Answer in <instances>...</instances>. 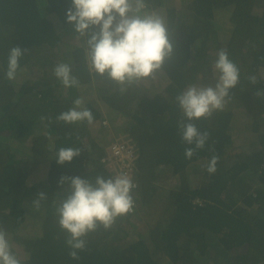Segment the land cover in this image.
<instances>
[{
  "label": "trees",
  "instance_id": "1",
  "mask_svg": "<svg viewBox=\"0 0 264 264\" xmlns=\"http://www.w3.org/2000/svg\"><path fill=\"white\" fill-rule=\"evenodd\" d=\"M69 7L70 0H0V227L22 264H163V257L169 264H264V94L256 95L264 93V0H148L149 10L166 17L174 56L155 79L124 92L90 75L84 49L66 22ZM13 46L30 51L9 81ZM221 49L239 68V83L225 110L192 121L209 138L187 159L185 149L194 145L181 140L178 123L185 118L176 97L190 85L215 84L212 65ZM61 62L70 64L78 86L98 92L83 105L93 114L91 124L56 120L77 97L74 86L65 88L53 74ZM251 76L258 78L255 84ZM97 99L115 116L114 137L123 131L121 138L139 149V187L134 211L108 230L90 232L77 260L69 255L56 205L67 194L62 176L110 177L99 162L103 149L96 140L107 133ZM245 130V139L259 147L228 152ZM83 136L87 147L80 144ZM61 147H80L81 153L61 165L54 158ZM212 156L219 159L210 174ZM166 173L177 175L169 191L162 185ZM40 192L47 199L41 201L39 232L20 235L25 210ZM196 197L201 204L193 203ZM180 246L196 254L178 259Z\"/></svg>",
  "mask_w": 264,
  "mask_h": 264
},
{
  "label": "clouds",
  "instance_id": "2",
  "mask_svg": "<svg viewBox=\"0 0 264 264\" xmlns=\"http://www.w3.org/2000/svg\"><path fill=\"white\" fill-rule=\"evenodd\" d=\"M66 22L73 26L76 41L80 42L84 49V58L90 75L106 78L117 85L120 92L143 81L155 79L165 61L174 56V43L170 37L166 17L155 10H149L148 0H70V7L66 10ZM84 37L87 39H82ZM29 51L19 46L11 47L5 72L7 80L12 81L16 78L20 67L19 61ZM212 68L216 76L214 85H190L176 97L185 118L178 123L181 140L188 145H194L185 149L187 159H191L197 149L204 148L209 138V133L199 131L192 121L208 118L215 111L225 110L230 90L239 83V68L229 59L226 50L221 49L216 53ZM53 74L65 88L74 86L73 98L77 96L73 102L74 106L61 112L56 120L65 124L84 121L91 124L93 114L83 105L90 98L98 96L95 87L93 89L92 86L85 88H81L82 85L78 86L79 80L72 74V68L68 63H58L53 69ZM257 79L256 76L249 78L253 84ZM164 84L165 82L162 84L163 87ZM262 94L264 93H256ZM95 106L103 112L100 121L103 128H110L107 105L97 99ZM84 136L80 144L87 147V138ZM108 139L107 142L102 138L96 141L103 149L99 162L110 174L109 178L98 175L94 180H90L80 176H62L59 181L61 185L67 183L68 187L66 196L56 205V213L61 230L67 233L66 244L71 249L69 255L73 259H79L78 250L85 249V237L90 232L100 227L105 230L112 228L119 217L128 215L135 208L133 191L139 187L137 165L139 149L135 143L121 137ZM119 142L128 143L130 149L122 159L111 155V145ZM80 153V147H61L54 158L58 164L63 165L65 162L70 163ZM218 159L217 156H212L208 162L207 171L210 174L216 171ZM121 162H126V166L130 168L129 174L123 173ZM260 168L264 169V159ZM163 177L165 178L163 181H167L162 183L167 189L165 191H169L170 185H176L177 175L166 173ZM160 179L157 182H160ZM45 185L47 186L46 182ZM45 199L47 197L44 192L38 193L33 200L34 207L39 210L41 201ZM193 203L201 204L202 201L196 197ZM195 254L184 253L183 247L180 246L178 259L192 257ZM163 258L165 260L163 264H169L170 260ZM0 264H22V260L12 250L8 234L2 227Z\"/></svg>",
  "mask_w": 264,
  "mask_h": 264
},
{
  "label": "rangeland",
  "instance_id": "3",
  "mask_svg": "<svg viewBox=\"0 0 264 264\" xmlns=\"http://www.w3.org/2000/svg\"><path fill=\"white\" fill-rule=\"evenodd\" d=\"M221 20L222 19L220 18L219 19L220 23H222ZM224 26H226V23H225ZM261 74L264 75V69L262 70ZM114 117H115L114 114L107 113V118L110 121H112V122L115 121ZM109 120H108V122L110 123V128H106V127L103 128L104 132L107 133L106 137L103 136V138H102V139H106L107 138L104 142L109 141L108 138L114 137V135H113L114 127L115 128L118 127L117 121L115 123H111ZM242 121H244V118H242L238 122L239 123V127H240L241 130H242L241 127L243 126ZM243 131L240 132V135L235 137L236 143L234 145H232V147L227 148L228 152L251 151V150H254V149L259 147V144H258L257 141H254V142L250 143L247 139H245V135L248 134V133H247L246 130H245V133ZM122 133H123V131H121V132L118 131V137H121ZM27 139L26 138H22L21 140L24 142ZM18 147H19V145H18ZM20 148L21 147H19V149ZM22 149L25 150V148H22ZM164 190H167V189H164ZM32 202H33V200H32ZM42 215H43V208L41 206H40L39 210H37L34 207L33 203L29 204L27 206L26 210H25V216L24 217L26 219H25V221L22 222V224L20 225V228H18L16 230V232H18V234H20V235H26V236L27 235H33V234L39 232L37 226L39 225V223L41 221ZM136 223L138 224V222H136ZM15 248H16V251H17L18 255L20 257H22L23 254H24L22 249L19 246H16Z\"/></svg>",
  "mask_w": 264,
  "mask_h": 264
},
{
  "label": "built area",
  "instance_id": "4",
  "mask_svg": "<svg viewBox=\"0 0 264 264\" xmlns=\"http://www.w3.org/2000/svg\"><path fill=\"white\" fill-rule=\"evenodd\" d=\"M129 150V145L126 142H119L111 145V155L118 159H122L124 156H126L125 154H127ZM121 167L123 169V173H130V168L128 169V166H126V162H121Z\"/></svg>",
  "mask_w": 264,
  "mask_h": 264
}]
</instances>
